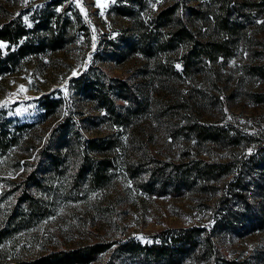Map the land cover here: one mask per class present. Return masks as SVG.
<instances>
[{"label": "rangeland", "instance_id": "rangeland-1", "mask_svg": "<svg viewBox=\"0 0 264 264\" xmlns=\"http://www.w3.org/2000/svg\"><path fill=\"white\" fill-rule=\"evenodd\" d=\"M199 1L100 0L98 7L97 0H0V25L18 20L26 28L16 41L0 40V221L25 191L46 209L0 244V264L103 241L110 248L88 264H208L206 236L223 256L264 264V167L255 162L264 152V77L250 70L264 63V9L247 6L230 56L198 60L184 71L185 44L174 35L178 21L172 16L161 26L156 16L187 3L210 13L209 0ZM206 20L198 15L195 24ZM84 73L102 88L105 77L140 85L148 105L135 129L150 141L145 151L165 160L186 159L189 152L233 161L232 174L181 192L141 189L124 168L135 145L77 89L74 78ZM93 119L98 123L88 124ZM195 121L241 140L221 147L187 139L179 129ZM64 122L80 142L97 131L100 140L118 137L104 150L112 162L99 184L74 188L78 140L63 165L43 167L41 152ZM30 175L40 184L26 189ZM247 202L262 212L258 224L249 222ZM187 228L196 242L182 245L176 238ZM128 241L139 244L135 253L117 250ZM153 255L161 259L151 262Z\"/></svg>", "mask_w": 264, "mask_h": 264}, {"label": "trees", "instance_id": "trees-1", "mask_svg": "<svg viewBox=\"0 0 264 264\" xmlns=\"http://www.w3.org/2000/svg\"><path fill=\"white\" fill-rule=\"evenodd\" d=\"M193 1L195 4L200 3L199 0ZM208 4L212 7L210 13H201V10L191 3L182 6L171 4L157 13L156 20L161 26H165L172 16H175L179 23L174 35L177 40L185 44L181 57L184 71L190 69L198 60L214 61L219 56H230L233 53L232 45L237 40L235 35L236 28L241 22L239 18L246 14L247 6L264 9V0H209ZM198 15H202L207 20L196 25ZM24 34H26V28L18 20H10L0 25V40L16 41ZM148 47L150 45H147ZM251 66L252 74L264 77V63ZM74 79L77 89L81 94L91 98L95 108H104L107 111L106 117L113 116L115 123L128 132L130 142L135 145L133 149L135 155L131 153L126 156L124 168L144 191L150 194L167 190L181 192L192 189L196 185L209 182L213 184L222 177L232 174L233 161L218 162L199 155L188 157L189 152H186V159L165 160L153 154L151 150V153L145 151L144 148L150 141L140 136L135 127L138 114L147 109L148 98L138 83H133L128 78L105 77L106 87L102 88L97 83H92L85 73ZM87 122L88 124L98 123L96 119ZM74 130L65 122L59 125L54 143H48L41 152L43 167L52 169L63 165L68 155V147L70 144L74 145L73 141L78 140L75 152L78 161L75 174L72 176L74 188L81 187L85 181L93 185L99 184L107 166L112 162L110 157H102L104 150L111 148L113 141L118 137L107 134V140H100L102 137L97 131L80 142ZM179 130L187 139L195 140L200 144L226 147L236 145L241 140L240 135L231 134L224 127L198 121L187 123ZM136 151L139 152L138 155ZM255 162L264 167V152L255 159ZM39 184L40 180L30 175L26 178L24 188L36 187ZM236 195L242 196L240 193ZM223 203L227 204V201ZM22 204L26 206L20 207ZM245 205L249 222L258 224L263 218L262 212L248 202ZM44 209V204L39 202L37 197L25 191L18 198L15 207L0 221V244L8 236L26 227L31 220L36 219V216L43 215ZM193 232L194 229H184L176 240L181 241L182 245L196 242V239L192 237ZM201 242L204 254L209 257L208 264H256L249 258L234 259L219 254L207 236ZM111 244V242L103 241L67 249L59 248L31 259H21L15 264H88L109 249ZM138 246L139 244L133 241L121 242L117 245V250L135 253ZM151 258V262H156L161 259V256L153 255Z\"/></svg>", "mask_w": 264, "mask_h": 264}, {"label": "snow or ice", "instance_id": "snow-or-ice-1", "mask_svg": "<svg viewBox=\"0 0 264 264\" xmlns=\"http://www.w3.org/2000/svg\"><path fill=\"white\" fill-rule=\"evenodd\" d=\"M24 2L27 3V0H24ZM77 2L79 3V0H77ZM97 6H98V7H102V5H101V3H100V0H97ZM153 7H155V5H153ZM57 10L59 11V9H57ZM81 10L83 11V9H81ZM101 14H103V13H101ZM24 19H25V22H27L28 17L25 16ZM29 26H30V25H29ZM4 46H5V45H4L2 42H0V48H2V47H4ZM177 67H179V65H177ZM21 88L23 89V86H21Z\"/></svg>", "mask_w": 264, "mask_h": 264}, {"label": "built area", "instance_id": "built-area-1", "mask_svg": "<svg viewBox=\"0 0 264 264\" xmlns=\"http://www.w3.org/2000/svg\"><path fill=\"white\" fill-rule=\"evenodd\" d=\"M10 95H12L13 97H17V96L21 95V92L20 91H18V92L11 91Z\"/></svg>", "mask_w": 264, "mask_h": 264}]
</instances>
